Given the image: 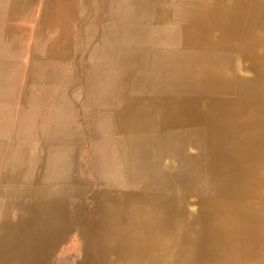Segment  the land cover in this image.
<instances>
[{
    "label": "bare ground",
    "instance_id": "bare-ground-1",
    "mask_svg": "<svg viewBox=\"0 0 264 264\" xmlns=\"http://www.w3.org/2000/svg\"><path fill=\"white\" fill-rule=\"evenodd\" d=\"M0 196V264H264V0L0 2Z\"/></svg>",
    "mask_w": 264,
    "mask_h": 264
},
{
    "label": "rangeland",
    "instance_id": "rangeland-1",
    "mask_svg": "<svg viewBox=\"0 0 264 264\" xmlns=\"http://www.w3.org/2000/svg\"><path fill=\"white\" fill-rule=\"evenodd\" d=\"M3 200H4L3 196H0V202H3ZM79 244H80L79 240L74 235L71 234L66 236L63 242L58 246L53 258L56 259V257L59 255L60 250L63 247L71 248V252L74 253L75 247H77V245Z\"/></svg>",
    "mask_w": 264,
    "mask_h": 264
},
{
    "label": "crops",
    "instance_id": "crops-1",
    "mask_svg": "<svg viewBox=\"0 0 264 264\" xmlns=\"http://www.w3.org/2000/svg\"><path fill=\"white\" fill-rule=\"evenodd\" d=\"M9 1H11V0H1L0 2H2V3H8Z\"/></svg>",
    "mask_w": 264,
    "mask_h": 264
}]
</instances>
